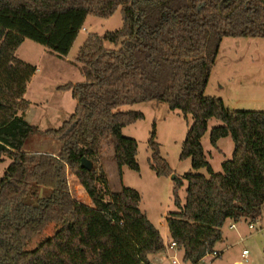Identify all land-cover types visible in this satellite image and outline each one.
Segmentation results:
<instances>
[{"label":"trees","instance_id":"1","mask_svg":"<svg viewBox=\"0 0 264 264\" xmlns=\"http://www.w3.org/2000/svg\"><path fill=\"white\" fill-rule=\"evenodd\" d=\"M118 7L121 27L88 34L77 51L84 79L58 86L76 100L73 112L59 128L28 122L23 95L36 67L15 56L21 43L30 39L64 57L89 15L106 18ZM224 36L264 37V0H0V161L9 160L0 178V264H153L149 255L164 251L160 231L138 207L140 194L110 190L99 162L109 142L119 171L139 170L137 141L122 128L144 114L119 110L123 105L155 101L192 119L179 154L192 170L173 177L177 210L165 219L184 264L214 249L226 220L262 217L264 111L233 109L205 94ZM211 118L221 121L210 130L211 145L226 136L233 142L220 173L201 144ZM34 134L51 137L58 149L25 150ZM148 146L156 175L172 174L154 124ZM83 158L90 169L81 166ZM69 174L89 204L73 196ZM49 223L54 232L25 249Z\"/></svg>","mask_w":264,"mask_h":264},{"label":"rangeland","instance_id":"2","mask_svg":"<svg viewBox=\"0 0 264 264\" xmlns=\"http://www.w3.org/2000/svg\"><path fill=\"white\" fill-rule=\"evenodd\" d=\"M121 25L120 7L106 18L89 15L69 53L64 58L51 54L43 45L30 39H25L21 43L15 56L37 68L26 87L25 97L30 101L31 109L34 110L33 123L40 130L59 128L72 112L73 101L68 91H63L58 86L84 79L79 69L80 64L75 62V57L87 35H102ZM105 44L108 48H114L110 43ZM205 94L222 98L224 104L233 109L264 111V37L224 36L219 44ZM119 110H138L144 114V118L122 128L124 136L137 141L136 160L139 170L135 171L123 165L119 171L118 165L112 158L111 145L105 142L99 162L106 174L108 188L112 191L120 190L122 187L135 189L140 194L139 209L159 229L166 243L169 236L167 224L164 225L165 217L168 213L177 210L172 195L173 177L175 175L181 177L185 172L192 170L189 158H179L181 144L192 119L189 115L184 117L178 110H169L165 104L155 101L123 105L119 107ZM153 124L160 155L167 161L173 171L172 174L158 176L150 166L151 151L148 139ZM219 124H221L220 120L211 118L201 138L204 154L214 173L222 172L221 164L224 160L231 158L233 150V142L229 136L223 137L219 147L211 145L210 130ZM52 141L54 139L51 137L34 134L28 138L24 149L28 151L55 150L57 146H54ZM8 162L7 158L0 161V178ZM196 172L207 175L205 168L197 169ZM68 180L73 196L89 204V197L76 177L69 174ZM185 188L186 182L184 181L178 189L182 202ZM231 223L234 222L229 219L225 221L222 231L223 237L226 238L215 243L218 248L226 244L230 247L223 251L221 257L214 259L212 264H236L235 261L241 259L240 253L243 247L249 251L250 258L255 260L256 264H262L264 261V215L252 222L254 229L248 228L249 221L245 219L234 223L235 229L229 228ZM55 229L54 223L47 224L42 231L34 234L27 241L25 249H34ZM178 253L181 254V251L178 250Z\"/></svg>","mask_w":264,"mask_h":264},{"label":"built area","instance_id":"3","mask_svg":"<svg viewBox=\"0 0 264 264\" xmlns=\"http://www.w3.org/2000/svg\"><path fill=\"white\" fill-rule=\"evenodd\" d=\"M249 229H254L253 223L248 224ZM256 230V229H255ZM172 251L171 253H168L169 251ZM178 246L175 241L171 240L165 244V249L162 253H160L159 256L154 258L155 263H167V264H184L181 260V257L178 255ZM222 254V251L213 249L210 252H207L204 254L195 264H212L213 260L220 257ZM248 256V250L242 249L241 251V257L242 260L238 262V264H244L246 262V258Z\"/></svg>","mask_w":264,"mask_h":264},{"label":"crops","instance_id":"4","mask_svg":"<svg viewBox=\"0 0 264 264\" xmlns=\"http://www.w3.org/2000/svg\"><path fill=\"white\" fill-rule=\"evenodd\" d=\"M19 48V47H18ZM65 57V56H64ZM63 57V58H64ZM37 69V68H36ZM36 71V70H35ZM35 75V72L33 73V75L31 76V78H33V76ZM30 78V79H31ZM30 81V80H29ZM29 81L27 82V85H28V83H29ZM67 83V82H66ZM63 84H65V83H63ZM63 84H61V85H63ZM60 86V85H59ZM27 87V86H26ZM63 90V89H62ZM26 91H27V88H26V90H25V92H24V98L26 99ZM63 91H68V93H69V95H70V97H71V99H72V106H71V109H72V112H73V110H74V108H75V106H76V100L72 97V95H71V92H70V90H63ZM30 102V101H29ZM31 104L29 103V106H28V109L26 110V112H25V119L28 121V122H30V123H32V124H34L33 123V119H34V110L33 109H31ZM71 112V113H72ZM36 125V124H35ZM61 126V125H60ZM59 126V127H60ZM223 139V137L222 138H219L218 140H217V142H216V145H217V147H219L218 145H219V143L221 142V140ZM52 142H54V146L56 145L57 146V148L55 149V150H57L58 149V143L56 142V141H52ZM55 150H50V151H55ZM185 197V196H184ZM264 215V208H263V213H262V216ZM147 216V215H146ZM165 219H166V217H165ZM150 220V219H149ZM151 221V220H150ZM166 221V220H165ZM240 221V220H239ZM239 221H237V222H239ZM234 222V221H233ZM225 223V222H224ZM234 223H236V222H234ZM234 223H231L230 225H229V228H231V229H235L236 228V226H235V224ZM166 223H164V225H165ZM167 229H168V227H167ZM159 230V229H158ZM221 230H222V228H221ZM239 229H237V231H238ZM161 234V233H160ZM168 241L166 242V243H164V244H167L169 241H170V234H169V231H168ZM222 238L224 239V238H226V237H223V231H222ZM223 239H221V240H223ZM228 247H230V245L229 244H226L225 246H222L221 248H218V247H216V245H214V248L215 249H217V250H220V251H222V253H223V251H226L227 249H228ZM242 249H246V248H242ZM242 249H241V251H242ZM172 251L170 250L168 253H171ZM160 255V253H158V254H151V255H149V259H150V261L153 263V264H156L155 262H154V258L155 257H157V256H159ZM179 256L181 255V254H178ZM222 256V255H221ZM220 256V257H221ZM240 257H241V253H240ZM242 260V257H241V259H239V260H236L235 261V263L236 264H238V262L239 261H241ZM246 261L248 262V264H256L255 263V260H253V259H251L250 258V256H249V251H248V256H247V258H246ZM245 263V262H244ZM262 264H264V261H262Z\"/></svg>","mask_w":264,"mask_h":264},{"label":"water","instance_id":"5","mask_svg":"<svg viewBox=\"0 0 264 264\" xmlns=\"http://www.w3.org/2000/svg\"><path fill=\"white\" fill-rule=\"evenodd\" d=\"M81 166L87 169H90L92 167V163L85 158L82 159L81 161Z\"/></svg>","mask_w":264,"mask_h":264}]
</instances>
